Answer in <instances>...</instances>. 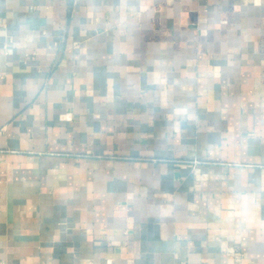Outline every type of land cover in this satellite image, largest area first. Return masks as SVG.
I'll return each mask as SVG.
<instances>
[{
  "label": "crops",
  "instance_id": "0c3cea01",
  "mask_svg": "<svg viewBox=\"0 0 264 264\" xmlns=\"http://www.w3.org/2000/svg\"><path fill=\"white\" fill-rule=\"evenodd\" d=\"M0 264H264V0H0Z\"/></svg>",
  "mask_w": 264,
  "mask_h": 264
}]
</instances>
